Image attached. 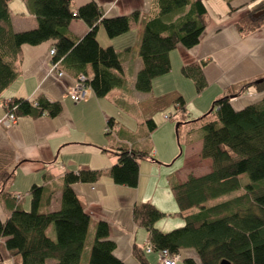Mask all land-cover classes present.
<instances>
[{
    "label": "trees",
    "instance_id": "16d2710c",
    "mask_svg": "<svg viewBox=\"0 0 264 264\" xmlns=\"http://www.w3.org/2000/svg\"><path fill=\"white\" fill-rule=\"evenodd\" d=\"M11 1L0 0V102L5 105L4 111L17 118L55 117L62 108L59 102L42 95L33 101L4 98V91L20 76L23 45L52 41L55 53L51 64H57V72L74 80L83 76L93 94L104 98L124 83L122 61L128 49L118 52L112 46H101L97 40L99 26L111 39L144 19L139 43L141 66L134 78V90L149 94L153 80L170 71V52L178 45L184 48L197 45L207 27V0H151L146 16L133 11L116 17L104 16L94 1L74 8L75 0H22L37 24L32 29L15 31ZM232 1L226 0L230 13L237 10ZM73 19L86 24L87 31L82 37L69 29ZM263 25L264 3L247 12L235 26L246 35ZM207 63L201 59L181 67V74L192 81L197 94L207 87L204 74ZM249 91L264 92V76L244 83L237 91L228 88L213 102L212 111L198 119L189 120L183 99L174 103L170 120L178 117L177 139H184V147L200 139L199 156L211 161V170L200 176L189 174L184 181H179L176 174L167 176L177 205L173 215L183 220V225L176 229L163 232L155 227L167 214L153 204L143 202L134 206L133 220L148 231L151 252L167 250L179 254L184 264L222 261L264 264V96L238 110L231 105L233 98ZM114 124L112 118L107 121V136H113ZM139 124L147 129L145 138L157 128L153 119ZM148 158H152L148 150H139L128 141L120 143L116 162L109 170L112 181L136 187L139 162ZM13 163L12 154L0 150V201L9 211L8 217L0 220V260L16 258L20 264H80L90 216L72 185L94 183L101 172L66 173L56 211L49 210L55 188L34 184L27 192L30 209L25 210L21 206L24 194H14L8 188L14 178ZM115 247L109 238L108 224L99 222L87 264H125L115 255ZM187 251L194 255H184ZM132 255L139 264H149L144 247L133 245Z\"/></svg>",
    "mask_w": 264,
    "mask_h": 264
},
{
    "label": "crops",
    "instance_id": "0c3cea01",
    "mask_svg": "<svg viewBox=\"0 0 264 264\" xmlns=\"http://www.w3.org/2000/svg\"><path fill=\"white\" fill-rule=\"evenodd\" d=\"M90 1L96 2L106 17L133 11L146 16L151 8V0H75L73 6L77 8ZM208 1L205 34L194 47L178 45L170 52L171 69L153 80L149 94L134 90V78L141 66L139 43L144 19L133 29L111 39L99 26L97 40L101 46H112L118 52L128 49L122 61L124 83L104 98L96 97L93 92L84 101L74 102L69 98L67 93L74 79L66 74L51 72L52 41L37 46H22L20 76L4 91V98L33 101L42 95L59 102L62 108L55 117H20L9 127L0 126V150L10 152L14 160L12 166L15 165L14 178L8 188L14 194H24L21 206L28 209L29 188L34 184L51 185L56 192L49 210L56 211L60 207L62 178L66 173L80 170L101 172L99 180L94 183L72 185L82 207L90 216L80 264H87L99 222H106L109 226V238L116 244L115 255L125 264H139L132 255V247L137 245L145 249L149 240L148 231L133 220V208L138 203L149 202L167 214L155 223V227L163 232L183 224L181 218L173 215L177 205L171 199L167 176L176 174L179 181H184L189 174L203 175L210 172L211 161L200 158L201 141H197L196 150L192 151V145L185 147V153H180L182 166L178 170L172 168L174 148L172 144L163 147V139L159 140L166 116L162 117L163 111L174 108L176 100L181 98L188 110L189 120L198 119L228 88L237 91L244 83L264 76V25L246 35L239 33L235 26L251 11L248 4L255 0H236L233 6L237 10L231 13L226 0H222L228 8L223 9L219 5L220 11L214 15H211V3ZM259 1L257 7L264 3V0ZM13 4H16L19 13L14 12ZM10 7L15 31L36 26V18L26 16L28 12L22 0L11 1ZM69 29L77 37H82L87 26L83 21L73 19ZM201 59L208 61L204 68L207 87L197 94L192 81L181 74V67ZM263 96L264 92L249 91L233 98L231 105L238 110L259 101ZM4 114L0 102V119ZM110 118L115 122L113 136H107L105 132ZM148 119H153L157 128L145 138L147 129L139 121ZM124 141L131 142L139 150H148L152 157L139 162L136 187L117 185L109 175L116 162V149ZM8 215L9 211L0 201V220H5ZM184 255L194 253L187 251ZM146 257L149 264H158L157 253L146 252ZM0 264L20 262L16 258H9L0 260Z\"/></svg>",
    "mask_w": 264,
    "mask_h": 264
},
{
    "label": "rangeland",
    "instance_id": "374dc122",
    "mask_svg": "<svg viewBox=\"0 0 264 264\" xmlns=\"http://www.w3.org/2000/svg\"><path fill=\"white\" fill-rule=\"evenodd\" d=\"M235 1L236 0L233 1L232 6L235 5L234 4ZM208 3H211L210 4L211 15H214V14H218L219 13V11H220L219 5H222V8L223 9L224 8L225 9L228 8L226 6V4L222 0H209ZM259 4H260V1L259 0H255V1L249 2L248 6H249L250 10H252V9L256 8ZM13 6H14L13 7L14 12L19 13V10H18V7L16 6V4H13ZM26 16L27 17H30V14L27 13ZM102 29L104 30L103 27H102ZM163 90H166V89H163ZM1 104H2V106L4 108L5 105H3L2 102H1ZM173 111H174V108L173 107H170L169 110L163 111L162 117L164 115H168L169 113L172 114ZM159 115H161V114H159ZM4 116H5V114H4ZM120 118L123 119L122 116H120ZM177 122H178V117H173L172 120H169L168 122H165L164 121V118H163V131H162L161 134H159V140L160 139H163V147H166L167 145H171L172 144V147L174 148V152H175L174 158L175 159H174V162H173L174 164H173L172 168L173 169H176V170H178L180 168V166H182V162H183V159H182V156H180V153L182 151L185 153V151H186V148L183 146V144H184L183 143L184 142L183 140L184 139H181V138L177 139V134H176V124H177ZM194 136L197 137L198 136V133L195 132ZM197 141H200V139H196V142ZM196 142L194 143V145L192 147V151L194 149L196 150ZM171 199H173V198H171ZM29 203H30V198H29ZM29 209H30V206H29L28 209H25V210H29ZM176 228H178V227H176ZM176 228H173V229H176ZM173 229H171V230H173ZM171 230H169V231H171ZM164 232H168V231H164ZM179 264H184V262L180 261Z\"/></svg>",
    "mask_w": 264,
    "mask_h": 264
},
{
    "label": "built area",
    "instance_id": "2783aa9c",
    "mask_svg": "<svg viewBox=\"0 0 264 264\" xmlns=\"http://www.w3.org/2000/svg\"><path fill=\"white\" fill-rule=\"evenodd\" d=\"M55 51L52 48L50 50V56L54 55ZM57 64H51V72H56L58 75L63 73L57 72ZM92 93L91 87L87 84V80L80 76L77 80H74V84L68 90V96L74 102H80L87 100ZM17 117L10 112H5V116L0 119V126L9 127L17 121ZM165 120H170V115L164 117ZM105 132H109V128H105ZM145 251L147 253L152 251L150 243L146 244ZM180 260L179 254H172L167 250L158 252V264H177Z\"/></svg>",
    "mask_w": 264,
    "mask_h": 264
},
{
    "label": "water",
    "instance_id": "95a60500",
    "mask_svg": "<svg viewBox=\"0 0 264 264\" xmlns=\"http://www.w3.org/2000/svg\"><path fill=\"white\" fill-rule=\"evenodd\" d=\"M257 82H260V80L259 81H257ZM212 111V106H211V108L209 109V111L207 112V113H210ZM221 264H228L227 262H225V261H222L221 262Z\"/></svg>",
    "mask_w": 264,
    "mask_h": 264
}]
</instances>
